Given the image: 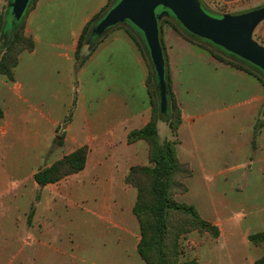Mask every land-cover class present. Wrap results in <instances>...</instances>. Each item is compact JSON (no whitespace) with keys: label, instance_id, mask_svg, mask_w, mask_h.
I'll use <instances>...</instances> for the list:
<instances>
[{"label":"crops","instance_id":"0c3cea01","mask_svg":"<svg viewBox=\"0 0 264 264\" xmlns=\"http://www.w3.org/2000/svg\"><path fill=\"white\" fill-rule=\"evenodd\" d=\"M109 1L36 0L25 26L34 50L21 54L13 80L0 75V264H144L138 191L126 178L150 165L148 142L128 141L152 118L150 68L124 28L77 61L85 27ZM8 3L0 0V14ZM162 40L182 112L177 156L193 173L185 202L220 231L200 241L197 260L224 264L222 244L231 264H256L263 250L249 237L264 231V127L255 149L252 140L264 88L169 25ZM82 147L83 171L36 182Z\"/></svg>","mask_w":264,"mask_h":264},{"label":"trees","instance_id":"16d2710c","mask_svg":"<svg viewBox=\"0 0 264 264\" xmlns=\"http://www.w3.org/2000/svg\"><path fill=\"white\" fill-rule=\"evenodd\" d=\"M12 2L13 0H9ZM36 0H31L20 21H16L9 7L0 14V75L13 80L14 69L19 64L22 53L33 51L35 43L25 35L26 18L34 7ZM121 0H110L106 8L95 16L85 27L77 52V61L82 65L92 55L103 39L116 28H124L138 44L150 68L148 87L153 105L151 121L142 129L134 130L129 134V143L139 140L148 142L150 147V166L133 167L126 183L138 191L134 214L140 225L141 239L138 252L145 264H201L196 259L180 261V235L192 230L208 231L213 239L219 237V229L202 218L197 208L185 202H178L174 198L177 189L182 193L188 191L187 181L192 176L188 164L182 163L177 156V134L182 123V112L172 91L168 56L162 40V32L169 25L181 34L187 41L198 44L209 50L218 60L255 77L264 88V72L253 64L233 55L224 49L201 39L188 32L171 14L170 18L160 23L161 41L166 62V81L168 87V111L162 114L160 110V95L158 80L153 66L150 51L144 34L132 23L127 22L111 28L102 36L93 34L94 28ZM203 9L212 17L221 18L224 14H216L201 1ZM162 8H158L160 13ZM87 47L88 53L82 57V50ZM167 123L174 137L173 140L161 141L159 123ZM264 127V106L255 125L252 147L255 149L257 139ZM60 146L63 141H57ZM88 148L82 147L73 153L55 162L51 167L40 170L35 175L36 182L41 186L57 183L62 179L79 173L85 169ZM249 240L255 246L261 247L264 252V231L253 234ZM264 264V254L256 262Z\"/></svg>","mask_w":264,"mask_h":264},{"label":"water","instance_id":"95a60500","mask_svg":"<svg viewBox=\"0 0 264 264\" xmlns=\"http://www.w3.org/2000/svg\"><path fill=\"white\" fill-rule=\"evenodd\" d=\"M30 1H9L8 8L12 9L16 21L22 19ZM158 8H162L160 13H157ZM171 14L191 34L238 56L264 72V46L254 39L255 30L264 22V6L215 18L203 9L201 0H121L94 28L93 34L102 36L111 28L127 22L144 34L158 80L162 114L168 111V87L160 23L170 18Z\"/></svg>","mask_w":264,"mask_h":264},{"label":"rangeland","instance_id":"374dc122","mask_svg":"<svg viewBox=\"0 0 264 264\" xmlns=\"http://www.w3.org/2000/svg\"><path fill=\"white\" fill-rule=\"evenodd\" d=\"M201 1L209 8L210 11L216 14H240V13H244V12L254 10V9L264 6V0H201ZM254 39L259 44L264 46V22H262L258 26V28L255 30ZM169 130H170L169 126H165V125L160 126V138L162 142H165L166 139L169 137V132H170ZM183 182L186 184V181H183ZM182 191H183L182 189H177L174 193V198L178 202H185V194L187 192L182 193ZM207 234L209 235V237L212 238V235L210 232L201 231L198 229L192 230L188 233L180 235L178 239V243L180 246L179 260L180 261H187V260H192V259L197 260L196 255L198 254L197 249L200 246V241ZM219 236H220V231H219ZM216 250H217L216 252H218L217 259L219 262L224 263V264L232 263V254L229 252L228 246L226 247L225 245L220 244L218 245Z\"/></svg>","mask_w":264,"mask_h":264}]
</instances>
